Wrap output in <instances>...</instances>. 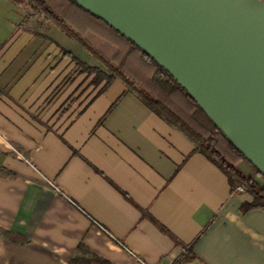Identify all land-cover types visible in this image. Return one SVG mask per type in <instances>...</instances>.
Masks as SVG:
<instances>
[{
  "label": "crops",
  "instance_id": "0c3cea01",
  "mask_svg": "<svg viewBox=\"0 0 264 264\" xmlns=\"http://www.w3.org/2000/svg\"><path fill=\"white\" fill-rule=\"evenodd\" d=\"M26 11L0 0V264H264V210H242L245 188Z\"/></svg>",
  "mask_w": 264,
  "mask_h": 264
},
{
  "label": "water",
  "instance_id": "95a60500",
  "mask_svg": "<svg viewBox=\"0 0 264 264\" xmlns=\"http://www.w3.org/2000/svg\"><path fill=\"white\" fill-rule=\"evenodd\" d=\"M160 64L264 175V0H77Z\"/></svg>",
  "mask_w": 264,
  "mask_h": 264
},
{
  "label": "trees",
  "instance_id": "16d2710c",
  "mask_svg": "<svg viewBox=\"0 0 264 264\" xmlns=\"http://www.w3.org/2000/svg\"><path fill=\"white\" fill-rule=\"evenodd\" d=\"M27 2L32 11L27 17L43 12L58 24L64 32L80 42L107 68L87 66L77 57L73 61L88 73H94L95 81L105 79L108 84L115 77L125 80L128 88L135 91L149 108L163 116L186 134L196 148L224 170L232 190L243 185L252 196L242 210H264V175L231 142L187 91L153 58L125 38L110 25L91 13L77 0H11ZM241 161L248 162L261 176V181L244 174L238 167ZM82 251H85L80 246ZM192 255L184 257L190 259ZM79 264H110L97 256L72 258Z\"/></svg>",
  "mask_w": 264,
  "mask_h": 264
},
{
  "label": "rangeland",
  "instance_id": "374dc122",
  "mask_svg": "<svg viewBox=\"0 0 264 264\" xmlns=\"http://www.w3.org/2000/svg\"><path fill=\"white\" fill-rule=\"evenodd\" d=\"M17 4L21 5L25 10H27L26 11V14H28V13H30L32 11L30 4H28L27 2H21V3H17ZM32 16H30V17H32L33 20H35L36 22L39 21V20L42 21L44 19V17L47 18L43 12H40V13L35 14V15H32ZM33 25H34V23H33ZM240 164H243L244 166H246L247 168H249V170H251V172L253 173V175H256L255 169L248 162L241 161L239 163L238 167L240 166ZM257 176L259 177V180L261 181V176L260 175H257Z\"/></svg>",
  "mask_w": 264,
  "mask_h": 264
},
{
  "label": "built area",
  "instance_id": "2783aa9c",
  "mask_svg": "<svg viewBox=\"0 0 264 264\" xmlns=\"http://www.w3.org/2000/svg\"><path fill=\"white\" fill-rule=\"evenodd\" d=\"M235 190L244 191V186L243 185H237Z\"/></svg>",
  "mask_w": 264,
  "mask_h": 264
}]
</instances>
